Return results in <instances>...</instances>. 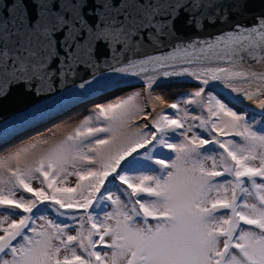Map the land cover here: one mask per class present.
I'll use <instances>...</instances> for the list:
<instances>
[{
    "label": "snow or ice",
    "instance_id": "1",
    "mask_svg": "<svg viewBox=\"0 0 264 264\" xmlns=\"http://www.w3.org/2000/svg\"><path fill=\"white\" fill-rule=\"evenodd\" d=\"M247 4L0 0V100L12 86L51 93L81 66L76 95L145 85L0 158V264H264V14L231 20ZM181 10L194 32L232 26L185 40ZM101 42L110 55L97 61ZM173 78L199 86L178 102L152 96ZM244 101L250 117L230 106Z\"/></svg>",
    "mask_w": 264,
    "mask_h": 264
},
{
    "label": "water",
    "instance_id": "2",
    "mask_svg": "<svg viewBox=\"0 0 264 264\" xmlns=\"http://www.w3.org/2000/svg\"><path fill=\"white\" fill-rule=\"evenodd\" d=\"M246 16H236L233 15L231 20L233 23H240L245 26H251L256 21L255 18L259 15L264 14V0H248ZM185 13L181 10L180 16L176 22V33L187 39H209L223 30H228L231 28V24H221L217 23L214 25H208L200 31H192L190 28L185 26ZM91 24V18H89ZM175 39L164 40L163 51L169 50V44H174ZM149 54H158L151 48L147 49ZM60 55H64V50L60 51ZM95 58L97 61H102V58L108 57L110 55L104 43H97L95 45ZM91 69L85 70L82 66L79 71V76H88ZM79 76L75 78H70L65 84H62L57 79L54 84V91L51 93L42 92L41 94H36L34 90L26 91L24 87L12 86L7 97L0 100V151L5 148L14 145L21 140L25 139L29 135L43 129L44 127L53 125L64 118L71 116L80 109V105L68 109L60 110L59 108L77 100L78 98L86 95H76L73 94V79L75 83H79ZM138 80L136 78H127L123 81ZM194 84H187L186 87H195ZM136 88L138 86H130L115 93H104L97 95L96 97H90L85 99V106H89L92 103L99 102L106 98L112 97L118 93L130 90L131 88ZM209 88L208 90H211ZM77 92L81 91L76 89ZM32 112L35 115L25 120L23 117Z\"/></svg>",
    "mask_w": 264,
    "mask_h": 264
},
{
    "label": "rangeland",
    "instance_id": "3",
    "mask_svg": "<svg viewBox=\"0 0 264 264\" xmlns=\"http://www.w3.org/2000/svg\"><path fill=\"white\" fill-rule=\"evenodd\" d=\"M121 82L122 81H119L118 84H115L111 88L105 89L103 92L90 93L89 95H91L94 98L97 95H101L104 93H110L111 94V93L119 92V91L127 89L128 87L133 86V85L138 86V87H136V88L134 87L133 89L131 88L130 90L124 91L122 93H118L112 97L106 98V99L101 100V101L96 102V103H92L91 105H89L87 107L85 106V99L82 100L81 97L78 98L77 100L74 101L80 105V109L77 112H75L71 116H68V117L64 118L63 120H61V121H59L53 125L44 127L43 129L29 135L28 137L21 140L20 142L5 148L4 150L0 151V158L6 157L7 155L16 151L17 149H20L24 146L31 145V144L36 143L38 141L42 142L45 139H49V140H53V141L56 140L62 134H66L68 131H70L74 126H76L83 119H85L89 116H93L95 111L97 110L98 105H107L110 102H114L118 98L126 97L127 95H130L134 92H140L141 96L142 97L144 96L145 85H144L143 81L137 82L134 84H124ZM123 82H126V81H123ZM187 84H194L196 86L195 87H186ZM198 86L199 85L197 82L191 81V80H180L179 79V80H173V81H164V82L157 83L156 85L153 86L152 96L153 97L160 96L162 98V100L166 101L167 103L178 102L181 97H183L186 93L191 92L192 90H194ZM211 90H213V89H211ZM214 90L222 92L220 86H216ZM223 93L226 94V92H223ZM91 96H89V97H91ZM87 99L88 98H86V100ZM154 102L157 105V111H159L160 109H163L166 113H169V114L174 113L173 109H170L167 107V103H161L159 101H154ZM237 105L241 106L243 109H247V110H251V111L255 108V105L250 101H244L243 103L237 104ZM181 107H184V105L182 104ZM59 109H61V108H59ZM147 110L148 111L152 110L151 105L147 106ZM165 151H167V150H165ZM70 179L74 182V178H70ZM34 186H38V185H36L34 182ZM23 195L27 196L30 194L23 193ZM109 210H110V208H109ZM72 234H75V233L73 232Z\"/></svg>",
    "mask_w": 264,
    "mask_h": 264
},
{
    "label": "bare ground",
    "instance_id": "4",
    "mask_svg": "<svg viewBox=\"0 0 264 264\" xmlns=\"http://www.w3.org/2000/svg\"><path fill=\"white\" fill-rule=\"evenodd\" d=\"M173 80H179V79H177V78H173V79H171V80H167V81H173ZM137 82H141V80H129V81H126V82H121V83H124V84H134V83H137ZM118 84V83H117ZM114 86V85H113ZM112 86V87H113ZM111 88V87H110ZM89 96H91V95H89V94H86V95H84V96H82L81 97V99L83 100V99H86V98H90ZM76 104H77V102H71V103H69V104H67V105H65V106H63V107H61V109L60 110H68V109H70V108H72V107H74V106H76Z\"/></svg>",
    "mask_w": 264,
    "mask_h": 264
},
{
    "label": "trees",
    "instance_id": "5",
    "mask_svg": "<svg viewBox=\"0 0 264 264\" xmlns=\"http://www.w3.org/2000/svg\"><path fill=\"white\" fill-rule=\"evenodd\" d=\"M215 93H219V94H221V96H222V98H223V95H225V93H223V92H220V91H214ZM230 106H232L235 110H237V111H244V109L243 108H241L240 106H238L236 103H232ZM253 113H252V111H248V116L250 117L251 115H252ZM259 117H257V119H258ZM237 139V138H236Z\"/></svg>",
    "mask_w": 264,
    "mask_h": 264
}]
</instances>
